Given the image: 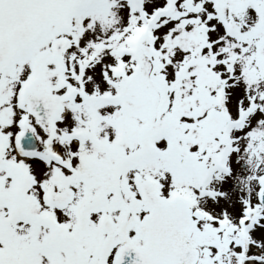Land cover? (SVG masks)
I'll use <instances>...</instances> for the list:
<instances>
[{
	"label": "snow or ice",
	"instance_id": "6c2138e0",
	"mask_svg": "<svg viewBox=\"0 0 264 264\" xmlns=\"http://www.w3.org/2000/svg\"><path fill=\"white\" fill-rule=\"evenodd\" d=\"M0 264H264V0H0Z\"/></svg>",
	"mask_w": 264,
	"mask_h": 264
}]
</instances>
